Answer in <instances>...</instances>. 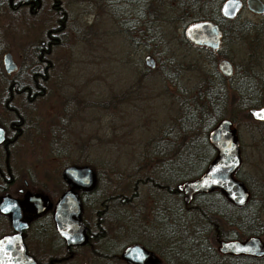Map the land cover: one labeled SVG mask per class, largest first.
I'll return each instance as SVG.
<instances>
[{
    "label": "flooded vegetation",
    "instance_id": "flooded-vegetation-1",
    "mask_svg": "<svg viewBox=\"0 0 264 264\" xmlns=\"http://www.w3.org/2000/svg\"><path fill=\"white\" fill-rule=\"evenodd\" d=\"M6 1L10 8L20 10L26 17L33 18L37 15L39 31L34 38L29 39L23 49V54L27 53L28 61L25 60L20 64L17 62L15 68L9 72L3 70V94L0 97V126L3 129V139L0 140V264H26L29 260L28 257L35 264H121L123 258L120 256V251L124 245L132 242L140 243L143 248L155 254L158 264H167L161 252L167 246L162 243L165 232L166 238L168 237L169 219L175 215L176 211L175 206H171L170 195L163 187L159 188L148 184L157 191L151 193V196H156V200H152L148 205L150 211L154 207L151 211V218L162 220V229L156 235H153V231L148 233V220L143 225L142 231L143 234L156 239L157 245L160 246L158 252L155 253V250L150 248L154 242L148 245L142 240L144 244L134 234L131 235V238L135 240L124 244L119 250H113L112 248L118 243V235L122 232L131 229L139 231L140 221H137L139 208L133 210L135 212L133 215L129 209H121L123 206L119 201V204L116 201L107 203L104 195L105 181L102 179L101 188L100 178L93 163L87 161L81 165L63 163L60 168H57L58 165H56L50 169L41 167L40 160L37 158V142L42 140L38 131L37 101L45 94L47 89L45 86L50 78L53 79L52 89L58 97L53 110L52 135L48 142L51 143L52 154L57 160L58 156L68 153L71 149V143L67 140L70 127L68 116L69 107L74 98L65 96V93L60 89L61 84L64 83V72L61 65L58 64L56 51L63 44H67L71 40H78L82 34L80 27L83 28V26L79 27L76 24L78 21L74 22L70 7L66 4L67 0ZM77 1H85L87 4L92 3L93 5L101 4L102 6L108 4L115 15H117L116 9H126L124 14L129 13L135 36H137L138 22L144 21L146 25L153 24L154 10L160 9L162 12L156 14V19L167 25L174 24L179 20L183 24L182 38L185 46L199 47L204 50L205 54L211 53L212 57L209 59L215 61V70L218 73L228 78L237 66L240 72L259 74V84L264 88V0H238V7L234 14L229 16L221 12L225 0ZM198 20H208L216 27V46L211 47L202 42L195 43L186 37L185 26ZM83 22L84 26H90L86 24V19H83ZM41 25L45 27L41 29ZM234 41H243L245 55L242 57L241 64L234 61L221 48L222 42L231 43ZM146 54L153 58L150 53L144 55ZM221 58L229 61V74H223L218 67L217 62ZM154 62L153 58V64L148 66L153 67ZM250 79L254 80L255 78L250 76ZM260 105L264 106V103L251 106ZM251 119L257 120L252 117ZM257 121H264V119ZM230 125L235 128L232 121ZM227 132H230L229 136L233 137L231 130ZM225 137H227L226 132ZM235 142L237 147L238 142ZM81 148L84 149L83 146ZM216 152L217 148L215 147V155ZM215 155L211 161L214 160ZM70 167L88 168L92 174V183L88 186L72 183L64 175V171ZM44 170L47 171L44 172ZM166 181L162 178L159 183L164 185ZM243 187L246 190V195L241 203H246L250 207L251 192L247 186ZM133 188L136 194L133 196V201L130 199L132 201L130 206L134 208L135 203L138 202L136 201L137 184ZM177 189L180 201L179 204H176H178V208H183V210L179 209V214L185 212L190 206V201L198 195L197 193L201 192L209 195L211 192L218 191L229 203H234L224 190L211 182L201 184L197 189L191 190L189 195L182 188ZM67 191H71L77 201L79 208L77 220L74 219V209L70 208V202L63 199V195ZM148 197H150L149 194ZM55 222L60 225L66 224L70 239L75 242L66 244L64 238L55 228ZM79 222L82 224L81 228ZM262 224L264 225V222ZM82 234L83 241L78 242ZM255 235L259 237L258 234ZM217 238L220 237L215 233V250L222 254H231L220 252L217 249ZM80 254L84 255L86 261L75 263L78 260L77 257H81ZM89 260L91 263H88ZM125 263L128 264L126 261Z\"/></svg>",
    "mask_w": 264,
    "mask_h": 264
},
{
    "label": "rangeland",
    "instance_id": "rangeland-1",
    "mask_svg": "<svg viewBox=\"0 0 264 264\" xmlns=\"http://www.w3.org/2000/svg\"><path fill=\"white\" fill-rule=\"evenodd\" d=\"M66 4L70 7L74 22L78 21L77 26H83L80 27L82 34L78 40H71L56 51L58 64L64 72V83L60 89L65 96L74 98L68 116L70 127L67 140L71 143V149L68 153L58 156L57 160L52 154L51 143L48 142L52 135L53 110L58 97L52 89L53 79L50 78L45 86L47 88L45 94L37 101L38 131L42 137V140L37 142V158L41 167L47 169L56 165L60 168L63 163L81 165L90 160L107 159L118 172L130 164L132 155L141 149L140 144L149 135L157 133L155 129L158 123L166 122L169 110L166 107L167 98L161 93L164 86L158 72L151 69L146 71L143 56L149 53L148 49L135 42L130 44L129 39L121 37L117 16L110 5H93L77 0H67ZM116 10L118 15L126 12L125 9ZM83 19H86V24L90 26H84ZM0 23L3 26L9 24L8 31L2 35L0 55L4 50H9L15 63L20 64L25 60L27 62V53L23 54V49L29 39L38 34L37 15L31 18L23 15L20 10L12 14L3 10L0 13ZM159 26L167 33L166 47L180 60L185 82L196 80L195 74L199 71L191 69L195 61L199 60L202 68L215 69V61L206 58L203 49L185 46L181 41L183 24L179 20L174 24ZM40 27L43 29L45 26ZM242 45L243 41L222 42L221 48L234 61L241 64L245 55ZM0 72H3L1 62ZM141 73H146V76ZM261 99L264 102V93ZM232 127L230 125L229 128L238 144L237 163L231 171V176L249 188L253 195V205L259 206V218L264 219V124L259 130H250L240 117L236 128ZM106 165L105 162V166L94 167L98 172L101 188L103 180L105 181L104 195L116 194L117 191L128 192L130 182L123 181V178H106ZM137 189L138 202L134 208L126 206L123 209L128 208L131 214L135 215L133 210L139 208L137 210L139 231L131 229L122 232L118 235V243L112 249L119 250L124 244L135 240L131 238L134 234L138 240H143L148 245L154 242L150 248L157 253L160 246L157 245L156 239L142 232L143 225L148 220V233L153 231V235H156L162 229L163 221L154 217L152 219L151 211L154 207L151 211L148 207L152 200H156V196H151V193L157 191L148 184L140 183L137 184ZM258 235L264 238V233ZM168 238L165 232L162 244L167 247ZM209 239L207 238L208 241ZM80 255L75 263L86 261L84 255Z\"/></svg>",
    "mask_w": 264,
    "mask_h": 264
},
{
    "label": "trees",
    "instance_id": "trees-1",
    "mask_svg": "<svg viewBox=\"0 0 264 264\" xmlns=\"http://www.w3.org/2000/svg\"><path fill=\"white\" fill-rule=\"evenodd\" d=\"M3 10L9 14L17 11L10 8L6 0H0V13ZM161 12L160 9L154 10L153 24L138 22L137 36L133 34L129 13L116 16L121 37L129 39L130 44H142L153 55V67L143 64L146 71L151 69L159 73L164 86L161 93L167 98L168 118L166 122L158 123L157 133L149 135L140 144L141 149L132 155L130 164L121 171L117 172L107 159L89 162L98 168L105 166L106 162L107 179L116 177L130 182L128 192L105 195L107 203L119 201L123 207L130 206L136 194L133 187L138 183L163 187L167 191L171 206L174 205L176 211L169 219L168 247L161 251L167 264H264V255L222 254L214 247L215 233L220 238L239 239L264 233L259 206L253 205L254 202L250 203V207L246 203H229L218 191L209 195L201 192L190 201L189 208L179 214L183 208H178L179 190L175 186L179 181L199 176L214 157L215 146L208 141L206 132L219 119L227 117L237 126L242 117L250 130L261 128L264 121L251 119L247 112L249 106L264 103L260 75L240 72L236 66L231 76L225 78L215 69L202 68L198 60L191 67L199 71L195 74L196 80L185 82L180 60L166 47V30L161 29L159 25L162 23L156 19V14ZM8 25H0V47ZM181 41L184 43L182 37ZM205 57L211 58L212 54L208 52ZM141 75L146 76V73ZM250 76L256 80H251ZM3 82L4 72H0V97ZM162 178L167 180L164 185L159 183ZM207 238H210L209 241ZM121 264L127 263L123 259Z\"/></svg>",
    "mask_w": 264,
    "mask_h": 264
},
{
    "label": "water",
    "instance_id": "water-1",
    "mask_svg": "<svg viewBox=\"0 0 264 264\" xmlns=\"http://www.w3.org/2000/svg\"><path fill=\"white\" fill-rule=\"evenodd\" d=\"M238 0H225L221 7V12L227 16L234 14L238 7ZM186 37L197 43H205L211 47L217 45V29L208 20H198L187 24L184 28ZM145 65L151 66L153 64V58L146 54L143 57ZM0 62L2 69L5 72L11 71L15 68L16 63L9 50H4L0 55ZM218 67L223 74H229L230 63L224 58H221L217 62ZM247 112L250 116L257 120L264 119V106H250L247 108ZM230 119L223 117L219 119L216 124L209 128L206 132L208 141L217 148V152L214 160H212L207 167L206 171L200 176L182 180L176 183L177 188H182L188 195L191 190L197 189L201 184L205 182H211L219 186L234 203H241L246 195V190L243 185L235 178L231 176V171L237 163L236 156V142L233 137L229 136L231 133L227 132L231 130L229 128ZM225 132L227 137H225ZM3 139V129L0 126V140ZM64 175L72 183L82 186H88L92 183L91 171L86 167L80 168H67L64 171ZM63 199L70 202V208L74 209V219L78 218V204L71 191H67L63 195ZM80 228L82 224L79 222ZM66 224L60 225L55 222V228L59 234L64 238L66 244L73 243L68 233ZM217 237V235H216ZM83 241V234L80 235L78 242ZM217 249L220 252H228L231 254H249L253 256L264 255V239L259 238L255 234L248 235L244 238H217ZM120 256L125 259L126 262L133 264H158V258L151 251L143 248L140 243L132 242L122 247ZM28 257V256H27ZM26 264H35L29 257ZM38 264V263H37Z\"/></svg>",
    "mask_w": 264,
    "mask_h": 264
}]
</instances>
